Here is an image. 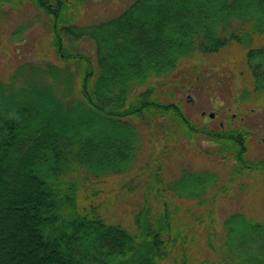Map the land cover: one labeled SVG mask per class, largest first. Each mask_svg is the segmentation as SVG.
Listing matches in <instances>:
<instances>
[{
  "label": "trees",
  "instance_id": "1",
  "mask_svg": "<svg viewBox=\"0 0 264 264\" xmlns=\"http://www.w3.org/2000/svg\"><path fill=\"white\" fill-rule=\"evenodd\" d=\"M86 2L0 0V19L26 3L49 18V46L61 60L24 62L0 78V264H264V223L241 213L227 219L225 249L208 238L216 259L193 254L203 215L188 223L184 212L203 209L211 219L217 173L185 169L169 182L163 160L152 158L121 185L134 184L127 191L102 187L136 165L133 121L165 146L215 145L234 182L264 175V156L248 157L251 131L233 117L227 128L200 126L158 92L184 61L233 52L244 81L237 115L264 106V0H135L109 20L76 26ZM83 41L93 55L78 49ZM190 69L200 82L197 65ZM139 188L140 204L120 219L116 202Z\"/></svg>",
  "mask_w": 264,
  "mask_h": 264
},
{
  "label": "rangeland",
  "instance_id": "2",
  "mask_svg": "<svg viewBox=\"0 0 264 264\" xmlns=\"http://www.w3.org/2000/svg\"><path fill=\"white\" fill-rule=\"evenodd\" d=\"M135 0H87L85 5H79L76 11L74 24L84 26L109 20V18L119 15L129 7ZM49 18L45 17L33 4H22L21 8H8L5 16L0 19V78H7L12 73L16 65L24 62L42 63L49 61L52 64H60L59 55L54 52V48L49 46L50 31L48 25ZM19 31V39L14 36ZM66 45L70 47L68 41ZM78 49L94 54V47L89 42L83 41L78 45ZM210 56L197 58V60L184 61L180 66L182 71L167 86L158 87L161 100L169 102L177 100L181 103L184 112L195 123L205 125L210 129H218L220 126L227 128L228 118L233 117L237 127L247 128L252 132L249 142L248 157L257 160L264 156V106L250 107L248 114L239 116L234 96H237L239 88L244 84L237 73H240L241 66L238 60L231 54H220V56ZM191 63L200 69V82H196L189 77ZM244 79V77H243ZM235 82V83H234ZM234 84V86H233ZM232 87L234 89H232ZM172 94L174 96L172 97ZM212 118L210 117L211 115ZM238 118H241L238 120ZM138 126V136L140 137V148L137 154L136 165L124 176H112L102 185L103 189L112 192L113 195L120 194V191H127V187L121 185L125 180L132 179L136 172L147 164V161L163 160V177L167 181H175L183 170L192 172H212L220 177L218 183L210 190L209 195L215 197L214 213L211 219L204 217V210L195 208L193 215L184 212L185 221L194 223L195 215L202 214L203 218L197 228L203 232L204 237L196 241V248L193 254L199 259H216V256L208 248V238L216 242L217 245L225 249L226 240L224 232L226 222L230 215L241 213L245 218L254 222L264 223V175L259 176L249 174L247 178L230 180L228 162H223L215 145L202 140L194 146L182 145L170 142L165 146V141L159 143L151 138L146 131V127L140 122H132ZM208 153V155L204 153ZM124 177V178H123ZM135 183V182H134ZM130 190H128L129 192ZM144 191L141 188L131 191L125 196L124 203L116 202L114 213L120 219L129 217L128 211L134 208L143 197ZM208 195V196H209ZM184 200V199H183ZM188 201V200H186ZM183 204L187 205L188 202ZM209 217V215H208ZM207 223L210 229H206ZM247 246L259 247V244Z\"/></svg>",
  "mask_w": 264,
  "mask_h": 264
},
{
  "label": "water",
  "instance_id": "3",
  "mask_svg": "<svg viewBox=\"0 0 264 264\" xmlns=\"http://www.w3.org/2000/svg\"><path fill=\"white\" fill-rule=\"evenodd\" d=\"M212 116H213V114H212Z\"/></svg>",
  "mask_w": 264,
  "mask_h": 264
}]
</instances>
